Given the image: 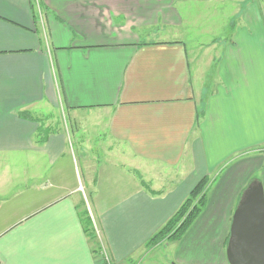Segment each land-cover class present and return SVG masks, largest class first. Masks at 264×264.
<instances>
[{
	"label": "crops",
	"instance_id": "crops-1",
	"mask_svg": "<svg viewBox=\"0 0 264 264\" xmlns=\"http://www.w3.org/2000/svg\"><path fill=\"white\" fill-rule=\"evenodd\" d=\"M220 5L223 34L190 32ZM0 165V264H106L84 208L112 264H157L147 241L203 177L170 263L229 264L239 199L264 190V1L0 0Z\"/></svg>",
	"mask_w": 264,
	"mask_h": 264
},
{
	"label": "water",
	"instance_id": "water-1",
	"mask_svg": "<svg viewBox=\"0 0 264 264\" xmlns=\"http://www.w3.org/2000/svg\"><path fill=\"white\" fill-rule=\"evenodd\" d=\"M229 264H264V190L253 180L233 213L226 246Z\"/></svg>",
	"mask_w": 264,
	"mask_h": 264
},
{
	"label": "trees",
	"instance_id": "trees-1",
	"mask_svg": "<svg viewBox=\"0 0 264 264\" xmlns=\"http://www.w3.org/2000/svg\"><path fill=\"white\" fill-rule=\"evenodd\" d=\"M208 183L209 179L207 177H203L197 183L178 209L147 241V247L161 243L164 240L177 241L182 238L207 204L206 188ZM79 215L83 229L89 239L92 252L94 255L97 253L99 254V245L94 230L95 223L93 216L87 208L80 210Z\"/></svg>",
	"mask_w": 264,
	"mask_h": 264
},
{
	"label": "rangeland",
	"instance_id": "rangeland-1",
	"mask_svg": "<svg viewBox=\"0 0 264 264\" xmlns=\"http://www.w3.org/2000/svg\"><path fill=\"white\" fill-rule=\"evenodd\" d=\"M229 3H230V0H229ZM230 9H232V7H227L226 11H223L222 5L217 6V7L212 6L210 8L206 7L203 11L204 18L201 21L198 19V22L196 20L195 21L196 23H193L190 26L191 27L190 32L197 31L200 29L201 30L204 29V34H203L204 36L200 39V40H202L204 38V42H209V40L212 39L216 33H217V35L223 34L225 31V30H223L225 17L226 16L229 17L235 13L233 10L231 11ZM205 31H207V33ZM63 110H64V108L63 109L61 108V111H63ZM6 156L9 158H12V156L10 154H6ZM19 158L20 159H24V158L27 159L26 156H23V157L20 156ZM18 169H19V174L21 175V177L26 175L29 172L27 166L21 165V166H18ZM6 170H9V173H11V174H12V172L13 173L16 172L15 167L13 165H8V167L5 165H2V166L0 165V174L1 175L4 174ZM24 182H26V181H22V180L20 181V184H19L20 187L25 186ZM1 184H2V187H4V191H6L7 193L11 192L14 188L13 183L11 182L10 184H7L6 180H4L3 182L0 183V187H1ZM85 204H86V207H88V206L90 207V199H89V201H88V199H85ZM88 210H89V208H88ZM94 220L96 223L94 226V230H95L96 239H97V242L99 245V254L101 256L102 255L101 250H102L103 246H102V243L100 242L101 241L100 230H99V226H98V223H97L95 218H94ZM175 242L176 241H174V240H171V241L164 240L161 243L155 244L153 246H148V249L154 248V251L152 252L151 257L155 258L158 261L157 264H171L170 261L172 260L174 253H175V249H176V246H174ZM99 254L98 253L96 254V256L98 258H99Z\"/></svg>",
	"mask_w": 264,
	"mask_h": 264
},
{
	"label": "built area",
	"instance_id": "built-area-1",
	"mask_svg": "<svg viewBox=\"0 0 264 264\" xmlns=\"http://www.w3.org/2000/svg\"><path fill=\"white\" fill-rule=\"evenodd\" d=\"M101 254H102V258L106 264H112V259L104 247L101 250Z\"/></svg>",
	"mask_w": 264,
	"mask_h": 264
}]
</instances>
